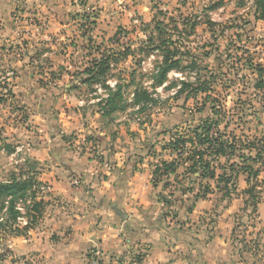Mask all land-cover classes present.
Returning <instances> with one entry per match:
<instances>
[{
	"label": "clouds",
	"instance_id": "9594fccd",
	"mask_svg": "<svg viewBox=\"0 0 264 264\" xmlns=\"http://www.w3.org/2000/svg\"><path fill=\"white\" fill-rule=\"evenodd\" d=\"M258 68L264 0H0V264H264Z\"/></svg>",
	"mask_w": 264,
	"mask_h": 264
},
{
	"label": "trees",
	"instance_id": "16d2710c",
	"mask_svg": "<svg viewBox=\"0 0 264 264\" xmlns=\"http://www.w3.org/2000/svg\"><path fill=\"white\" fill-rule=\"evenodd\" d=\"M258 19H259V17H258ZM156 27H157V29H161L162 26L160 24H157ZM100 67H101V71H103L104 70V65L102 64ZM258 71L261 73L262 70L259 69ZM263 83L264 82L261 79L260 81L257 82L256 87L262 88L263 87ZM214 125H215V122H213L212 124L205 123L203 125V127L205 129V132H206V135H205L204 138H201L199 140V142L204 143V144L213 145L214 147L210 148V151H213V154L216 155V156H222L227 151L234 152L235 151L234 145H226L224 143H221V141H223V136L219 137L218 139H212L210 136L207 135V133L210 132L211 127H213ZM183 142L186 143V142H191V141L185 140ZM204 155H205V153H202V152H197L196 153V156H199L201 158V163H203V156ZM261 155H264V154H261ZM261 155H258L256 157V159L253 161V164H254V162H256V160L261 159ZM203 167H204V173L203 174L205 176H213L214 177V173L209 171V169L211 168L210 164H203ZM242 170L243 171H248L250 174L256 175V176H258V172H259V170L253 171V167L252 166H248V165H246ZM221 182H225V178L224 177H221Z\"/></svg>",
	"mask_w": 264,
	"mask_h": 264
},
{
	"label": "rangeland",
	"instance_id": "374dc122",
	"mask_svg": "<svg viewBox=\"0 0 264 264\" xmlns=\"http://www.w3.org/2000/svg\"><path fill=\"white\" fill-rule=\"evenodd\" d=\"M161 15H163L162 13H161ZM87 18V17H86ZM93 23H95V21H93ZM123 33V29L121 28L120 30H118V34H122ZM262 70L261 71V73H262V80H263V82H264V68H258L257 70ZM205 87V89H207V90H209L210 91V89L208 88V86L207 85H205L204 86ZM257 89H261L260 87H256ZM262 88H264V83H263V87ZM199 91L200 90H197V94H199ZM213 127H216V128H219V122H215V125L213 126ZM221 137V136H220ZM179 143V142H178ZM186 143H188V142H186ZM261 159H258V160H256V162H254V164L255 163H257V162H259ZM253 164V165H254ZM260 175V171L258 172V176ZM223 183V182H222Z\"/></svg>",
	"mask_w": 264,
	"mask_h": 264
}]
</instances>
